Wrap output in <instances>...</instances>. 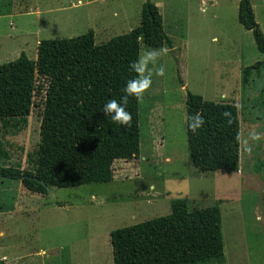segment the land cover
<instances>
[{"label": "rangeland", "instance_id": "1", "mask_svg": "<svg viewBox=\"0 0 264 264\" xmlns=\"http://www.w3.org/2000/svg\"><path fill=\"white\" fill-rule=\"evenodd\" d=\"M172 48L154 52L151 84L139 99V155L117 161L114 180L28 192L0 178V258L6 264H113L110 233L170 213L173 199L190 211L218 205L223 263L264 264V79L241 72L264 62L253 35L237 21L239 0H149ZM264 37V0H248ZM146 0H0V65L38 42L92 31L95 44L139 27ZM163 75H158V70ZM147 74V73H145ZM45 82L37 79L30 115L0 121V165L33 172ZM187 93L237 107L239 172H199L188 160ZM261 96L263 102L260 103ZM261 133L259 141L248 134ZM212 264V263H211Z\"/></svg>", "mask_w": 264, "mask_h": 264}, {"label": "trees", "instance_id": "2", "mask_svg": "<svg viewBox=\"0 0 264 264\" xmlns=\"http://www.w3.org/2000/svg\"><path fill=\"white\" fill-rule=\"evenodd\" d=\"M237 21L252 33L258 51L264 54V37L248 0H239ZM141 44L152 49L172 48L153 4L143 7L139 27L107 43L95 44L92 31L72 39L42 40L35 60L22 53L1 64L0 121L26 119L37 79L45 82V89L34 171L0 165V178L20 182L28 192L40 195L51 188L112 182L114 164L139 155V99L129 98L126 111L131 122L126 127H118L104 116L102 107L109 99L119 101L126 81L137 78L129 65L139 57ZM252 75L264 79V62L242 70L243 89ZM260 98L262 103L261 94ZM196 113L205 123L193 134L188 118ZM185 116L192 166L202 173L239 172L237 107L187 93ZM110 245L113 264L223 263L218 205L190 211L186 199H173L168 215L112 231ZM0 264L6 263L0 258Z\"/></svg>", "mask_w": 264, "mask_h": 264}, {"label": "clouds", "instance_id": "3", "mask_svg": "<svg viewBox=\"0 0 264 264\" xmlns=\"http://www.w3.org/2000/svg\"><path fill=\"white\" fill-rule=\"evenodd\" d=\"M156 54L154 52H145L129 65L130 71L137 74V78L126 81L122 88L123 95L120 100L109 99L104 103L102 112L104 116L109 117L111 121L118 127H126L130 125L131 114L126 111L129 98L140 99L144 91L151 84V69L148 68L149 63H154ZM147 73V74H145ZM158 75H163V70H158ZM203 117L196 113L188 118V129L193 134L204 125ZM248 138L252 141H259L261 133L252 131L248 134Z\"/></svg>", "mask_w": 264, "mask_h": 264}, {"label": "water", "instance_id": "4", "mask_svg": "<svg viewBox=\"0 0 264 264\" xmlns=\"http://www.w3.org/2000/svg\"><path fill=\"white\" fill-rule=\"evenodd\" d=\"M149 5H150V1H149V0H146L145 7H146V8H148V7H149ZM31 179H33V178H31Z\"/></svg>", "mask_w": 264, "mask_h": 264}, {"label": "crops", "instance_id": "5", "mask_svg": "<svg viewBox=\"0 0 264 264\" xmlns=\"http://www.w3.org/2000/svg\"><path fill=\"white\" fill-rule=\"evenodd\" d=\"M39 43V42H38ZM38 45V44H37Z\"/></svg>", "mask_w": 264, "mask_h": 264}]
</instances>
